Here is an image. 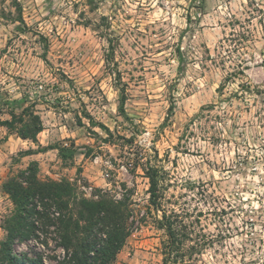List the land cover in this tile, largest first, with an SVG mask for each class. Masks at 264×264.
<instances>
[{"label":"clouds","instance_id":"clouds-1","mask_svg":"<svg viewBox=\"0 0 264 264\" xmlns=\"http://www.w3.org/2000/svg\"><path fill=\"white\" fill-rule=\"evenodd\" d=\"M75 4L81 7L74 10ZM0 11L11 14L8 20L0 17V103L19 115L46 99L43 124L56 128L59 117L51 105L57 99L74 101L79 93L86 100L82 93L94 92L107 101L84 119L106 151L85 149L62 160L61 149L49 147L46 130L34 141L10 137L5 142L11 143L13 155L17 145L25 151L46 150L44 158L55 163H40L34 182H67L69 209L87 200L105 202L120 213L74 217L85 264H93L105 246L108 254L96 264H170L160 234L136 217L152 200L154 178L157 188L165 184L160 179L164 173L171 185L165 195L177 201L169 210L191 213L185 223L200 221L181 237L182 251L195 249L183 264H264V0H103L94 13L83 0H4ZM81 12L107 17L103 36L94 25L83 26ZM137 40L146 48H130ZM89 41L94 47L80 58L81 46ZM114 44L125 53L123 60L119 53L113 56ZM149 48L144 67L152 71L145 91L137 89L146 99L126 112L120 71ZM118 131L136 153L130 164L118 148L103 143ZM64 163L67 169L61 168ZM4 167L0 197L5 187L9 192L31 187L24 178L32 175L26 164L9 159ZM78 168L85 169L80 176ZM45 202L50 210L38 204L37 211H48L53 221L68 214ZM139 239L145 243H133ZM93 241L94 247H84Z\"/></svg>","mask_w":264,"mask_h":264},{"label":"trees","instance_id":"trees-1","mask_svg":"<svg viewBox=\"0 0 264 264\" xmlns=\"http://www.w3.org/2000/svg\"><path fill=\"white\" fill-rule=\"evenodd\" d=\"M123 85H126L123 83ZM122 97L124 99L123 109L127 100L126 87L121 88ZM35 104H31L28 108H24L20 111L19 115L15 111L11 110L9 115L11 119L0 120V125L5 126L10 132L16 133L21 139L34 141L37 139V135L43 130V122L39 114L33 109ZM125 111V109H124ZM88 115V114H84ZM91 118V116L88 115ZM76 123L79 126L84 125L81 117L76 114ZM114 137V136H113ZM113 137L109 140H104L107 143L114 144ZM119 139L123 140V135L118 136ZM123 143V141H122ZM63 144H49V147H59L61 149L60 157L62 160L67 157H72V148L74 143H67L68 147H63ZM123 145H128L123 143ZM46 151L44 148L38 149H27L21 152L23 155H29L37 152ZM69 153V154H68ZM69 155V156H68ZM27 168L32 173L29 177H24V173L21 172V177L28 179L30 188L20 190H12L9 192L5 187L4 195L10 200L12 208L8 214H6L2 220L0 227L4 232L3 238L0 240V264H47L40 253H34L29 255L24 252H17L15 246L28 243L30 241H39L47 244L44 240L42 233H47L49 229L57 235V245L62 248L64 255L58 260V264H85V262L79 258L80 253V235H79V224H76L77 230H73L74 217L79 216L81 220L85 217L90 219L96 218L101 213L105 216L116 217L120 213L118 210L107 207L105 202L100 203H89L87 200H81L75 207V210L69 209V199L71 193V187L67 182L63 184L48 183V184H36L35 175L39 172L38 162L31 160L27 164ZM138 165V162H137ZM163 177L160 179L162 180ZM153 194L152 200L148 206L155 211H160L163 219L158 218L157 225L163 229L167 237L165 245V253L169 258L174 257L172 262H176L178 257L180 259L186 254V259L191 260L195 249L181 250L184 240L181 238L190 228L194 227L196 221L192 224L185 223L187 220L183 216L177 215L175 212H171L165 208H162L163 199V185L160 188L156 187V180L153 181ZM39 193L41 199H36V194ZM52 201L56 204L57 210L65 209L68 210V214L62 213L61 217L57 218V221H53L48 215V211L40 213L37 211V205L43 204L47 210H50V205L45 201ZM35 217V219L33 218ZM140 219L138 218V221ZM135 223V221H133ZM131 234V233H130ZM129 234V235H130ZM75 242V243H74ZM96 241L92 244H85V248L95 246ZM108 254L107 246L100 249L97 253V257L94 259L93 264H96V260L101 259L103 256ZM167 262V261H166Z\"/></svg>","mask_w":264,"mask_h":264},{"label":"rangeland","instance_id":"rangeland-1","mask_svg":"<svg viewBox=\"0 0 264 264\" xmlns=\"http://www.w3.org/2000/svg\"><path fill=\"white\" fill-rule=\"evenodd\" d=\"M4 0H0V4H3ZM103 3V0H83V6L88 8V11L91 13H94L97 8H99L100 4ZM14 7H17L14 5ZM81 4H75L74 5V10L77 8H80ZM10 13H5L3 11H0V17H3L5 20H8L10 17ZM22 10H21V18H22ZM81 18L83 20V26L87 27L88 25H94L95 30H99L100 35H104V29L108 26L109 21L107 17H96V16H90L86 17L85 13L81 12ZM78 24L81 23V21L77 22ZM160 34L163 33V29L159 30ZM152 35H156V32H152ZM137 35L147 39L146 36H144L143 33H137ZM151 43V41H150ZM139 45V41H135L130 45V48L136 49L137 46ZM141 49L143 50L146 48L145 45H139ZM94 47V44L92 41H89L87 44V47L84 45L81 46V51L79 53L80 58H83L88 54L87 49ZM152 49H147V51H144L143 55L139 57L138 60H136L135 64L133 65L132 60L130 59L127 62V66L120 71L119 74V87L122 88L123 86L126 87L127 91V100L124 105V109L127 112L129 110V105L132 106V110L135 111L136 109V104L138 100L140 99H146L145 97H141L137 93V89H139L140 92H144L145 88L143 85H146L148 83V77L149 73L152 71L151 69H145L144 64L145 61L148 59V53L151 52ZM159 51V49L157 50ZM117 53H119L120 59L123 60V57L125 55L124 52L120 51V48L114 44L113 45V56H115ZM94 54V53H93ZM76 61H72V63H75ZM100 83V81H97V84ZM126 84V85H123ZM59 85H56L53 87L52 91L56 92L59 89ZM95 88V86H93ZM83 96H86L87 99H81V94H77L75 100L73 101L72 99L68 97H61L57 99L55 104L51 105V108L55 111V114L59 117V124L56 126V128H51L47 127L46 125L43 124V126L47 128L52 129V135L49 140V144H63V143H68L70 144L71 142L74 143V148H72V157H67L64 160H71L74 155H76L78 152L81 150H87L89 153L93 151V148H95L97 151H106V149L101 148V143H100V138L98 136V133H96L93 128H87L86 125L84 124V119L86 116H93V114L99 110L102 109L104 104L107 103L106 100H100L98 99L95 95L94 92H83ZM27 99V97H26ZM148 104H152L153 101L147 100L146 101ZM35 107L33 108L37 114H39L40 117H42L43 113L49 110V103L45 99L43 103L37 101L34 103ZM12 109L8 108L6 105V102L0 103V115H5L6 117L10 116L9 112ZM5 113V114H3ZM78 114L81 117V120L84 125L79 126L76 123V118L75 115ZM88 114V115H84ZM106 115L110 114L106 113ZM42 120V118H41ZM43 122V121H42ZM117 124H119V121H117ZM63 128L69 135H64L63 132L60 131V129ZM124 131H127V128L124 129ZM72 133H75V138L71 135ZM123 133L118 131L116 136L113 137V142L114 144L107 143L103 141L104 144H109V147H112L113 145L119 149V156L122 159H127L129 161V164L131 163L132 158L136 155L134 152L132 146L128 145H123L122 146V139H119L118 136H122ZM38 138V135H37ZM91 141H95V144L90 143ZM25 150L17 151L16 154H11L9 159L12 160V162L16 165H21V164H27L31 159L28 157L24 158L23 160L20 159L22 157V153ZM69 154V153H68ZM45 152L43 151L42 154H39L37 156V162H38V167L39 164L42 163L45 166H49L52 163H55V161H49L44 158ZM8 159V160H9ZM61 159V158H60ZM6 161V163L8 162ZM138 162V161H137ZM69 166L67 163H64L61 165L62 169H67ZM7 171V169H6ZM40 171V167H39ZM85 169L84 168H78L77 169V175L80 176L84 173ZM167 173L163 174L162 180L165 181V184L163 185V199H162V208H165L169 210V205L177 203L176 200L167 198L165 193L167 192V188L171 187L170 184H166L167 180ZM136 180H139V176L137 175L135 177ZM88 182L85 181V187H87ZM148 205L143 206V212H140L137 210L136 212V217L139 218L140 220L138 223L143 226L147 227L148 225H151V229L155 233H159V242L161 246L164 249L165 252V245L167 242V237L165 235V232L163 229L159 228L157 225V219L160 218L159 216L161 215L160 211H155L152 207L148 209ZM12 208V204L10 200L3 194V197H0V224L2 218L9 213V211ZM186 216L189 217L191 216V213H187V215H184V219L186 220ZM199 220L197 219L196 225L199 224ZM53 229H49V231L45 234L42 233L44 240H46L47 244L44 242L41 243L39 241H30L25 244L21 245H16V251L21 253H27L29 255L34 254L35 252L40 253L43 255V258L47 264H58V260H60L63 255L61 253L62 248L57 245V235L55 232L52 231ZM130 235H133L132 233ZM4 232L0 227V240L3 238ZM134 244H141L143 245L145 243L144 240L139 239V240H133ZM174 257L170 258V264H183V261L186 259V254L180 259V257L175 260L176 262H172ZM168 264V261L166 262Z\"/></svg>","mask_w":264,"mask_h":264},{"label":"crops","instance_id":"crops-1","mask_svg":"<svg viewBox=\"0 0 264 264\" xmlns=\"http://www.w3.org/2000/svg\"><path fill=\"white\" fill-rule=\"evenodd\" d=\"M3 114H5V113H3ZM5 115H0V120L7 119ZM43 130L47 131V139L49 141L50 137L52 135V129L43 126ZM10 137L12 138V140L30 141V140H26V139H21L20 137L17 136L16 133L10 132L5 126L0 125V174H2L3 172L6 171V168L4 167V165L7 164L6 161L9 159V157L11 155V153H10L11 143H5L6 141H9ZM17 149H18V151L23 150V149L19 148V145H17ZM44 152H46V151H44ZM42 153L43 152H37V153L29 154V155H23L22 157L23 158L28 157L31 160L38 161L37 156L39 154H42Z\"/></svg>","mask_w":264,"mask_h":264}]
</instances>
